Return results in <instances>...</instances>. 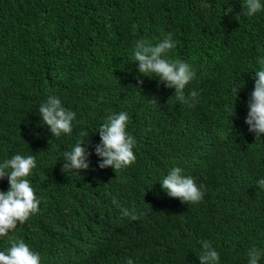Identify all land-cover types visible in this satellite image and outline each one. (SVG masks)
Returning a JSON list of instances; mask_svg holds the SVG:
<instances>
[{"label":"trees","instance_id":"obj_1","mask_svg":"<svg viewBox=\"0 0 264 264\" xmlns=\"http://www.w3.org/2000/svg\"><path fill=\"white\" fill-rule=\"evenodd\" d=\"M243 3L0 0V162L34 156L29 179L40 200L10 236L39 252L41 264H200L203 240L220 264H248L249 249H264V137L245 122L264 58V12L248 17ZM169 33V58L196 73L184 91H197L194 106L132 59L137 40L155 45ZM49 95L76 113L71 134L54 137L41 124ZM121 111L136 161L101 169L98 128ZM80 131L90 167L64 173L63 153ZM174 166L203 185L201 202L162 190L158 180ZM9 187L0 180V190ZM9 246L0 239V251Z\"/></svg>","mask_w":264,"mask_h":264},{"label":"clouds","instance_id":"obj_2","mask_svg":"<svg viewBox=\"0 0 264 264\" xmlns=\"http://www.w3.org/2000/svg\"><path fill=\"white\" fill-rule=\"evenodd\" d=\"M264 12V0H244L243 14L248 17ZM176 47L171 33L155 45L146 40H137L132 59L138 63V72L149 77L158 78L159 82L170 89H175V96L181 103L194 106L198 93L195 90L186 97V87L195 79L196 73L192 66L181 60L170 59L168 54ZM259 69L255 71L254 90L247 104L248 112L245 119L249 132L256 139L264 137V58L258 60ZM241 88V87H240ZM240 88L233 92L238 96ZM41 124L48 126L54 137L69 135L73 132L76 113L66 108L56 95H49L39 107ZM129 116L126 112L113 113L98 128L101 142L95 146V154L100 158L101 169L112 167L115 171L127 168L136 161L134 149L136 139L127 131ZM86 131H80L75 145L63 153L64 173L79 174L90 167L89 157L92 154L85 145L90 144L84 138ZM37 167L36 158L32 155L15 154L10 159L0 162V180L8 179L9 190H0V239L7 238L10 246L0 251V264H41V255L25 243L23 239L10 236L18 224L22 225L39 211L40 200L35 194L29 179ZM158 182L169 197L179 198L182 203L197 204L204 198L203 185L185 175L179 166L169 169ZM264 190V177L257 181ZM129 215L127 209L123 210ZM135 219V215L132 216ZM200 264H220V254L207 241H200ZM248 264H261L264 260V249L252 247L247 253ZM128 264H133L131 259Z\"/></svg>","mask_w":264,"mask_h":264}]
</instances>
